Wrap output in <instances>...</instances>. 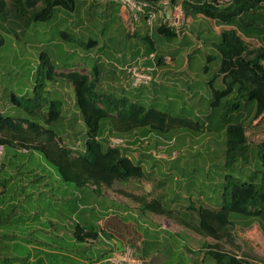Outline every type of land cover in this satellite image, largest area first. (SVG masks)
I'll return each instance as SVG.
<instances>
[{"label":"rangeland","instance_id":"374dc122","mask_svg":"<svg viewBox=\"0 0 264 264\" xmlns=\"http://www.w3.org/2000/svg\"><path fill=\"white\" fill-rule=\"evenodd\" d=\"M182 1H175L177 7H181ZM217 1L223 4L228 0ZM109 6L111 5L99 0H85L84 5L76 8L75 13L58 10L49 23H32L23 31L22 29L17 31V33L22 31V34L9 30L2 32L5 43L0 48V113L17 120L38 122L46 128L43 117H46L49 103L62 101L63 109L66 110L65 121L60 125H52L51 129L63 138L65 145L69 146L70 141H74L76 147L80 150L83 148L86 129L81 119L78 121L73 87L58 76L54 77L53 82L46 84L45 89L41 84L42 77L37 70L39 56L45 52L54 64L56 72L79 70L87 73L94 62L98 61L105 71L116 74L114 81L102 79L100 85L102 91L125 97L129 102H138L147 108H157L174 117L203 122L210 112L211 92L208 81L214 79L218 69V62H212L208 65L207 71L203 70L206 56L215 54L211 43L219 42V33L229 28H218L212 20L199 15L184 17L182 12L183 22L176 30L180 33H177L174 39L161 42L158 35H153L157 46L154 55L163 56L164 59L172 57L173 62L161 67L160 75L158 72L152 73L153 81L150 85L134 89L126 83V76L122 71L125 62L121 54L125 48H132V44L136 42L132 33L128 40L126 35L136 26H145V22L140 21L137 24L131 22L123 8L118 17L120 19H117ZM187 18L193 21L186 24ZM62 31L70 35L69 41L61 38ZM89 39L97 41L95 49L85 50L79 46L81 42ZM248 42L254 48L259 46L255 40ZM45 61L44 64L47 65ZM150 66L154 68L155 65L151 63ZM105 76L108 75L105 73ZM213 88L223 89L220 79L213 81ZM12 94L31 100L42 98L44 105L41 112L30 115L25 110L14 107L11 102ZM251 108L250 105L247 108L242 107L239 112L232 113L231 117L233 119L239 117L241 121L248 123L254 112ZM69 118L73 121V129L66 125ZM216 125L218 121L213 124ZM209 130L203 135L196 136L182 130L174 131L166 137L149 135L140 139L136 147H130L132 151L130 159L134 163H140L145 172L144 183L149 185L145 190L163 198L177 199V207L187 205L216 208L220 204L222 184L228 173L236 179L246 181L251 174L262 170L255 145L264 138V121L256 129L251 130L247 163L238 162L232 171L228 170L223 159L225 144L223 132L212 131V126ZM70 133L73 135L72 139ZM12 154H14L12 146H6L5 155L9 159L5 158V163L9 161L10 165L7 172L0 173V182L13 175L15 171L18 174L15 177L16 184L13 187L5 186V192L0 196V264H34L29 263V255L33 252L38 253V250H31L30 246L42 250L41 264H75L77 259L91 264L88 262L89 256L80 258L79 246L73 239L65 236L56 242L54 235H46L48 230L46 221L48 216L58 215L65 227L75 225L85 213H98L93 212L96 208L89 204L95 201L102 204L104 201L101 200L102 197L89 187L78 189L63 185V202L56 206L54 199L57 196L54 192L51 196L48 189L43 191L37 186L24 187L27 172L32 164L20 168L25 157L17 155V158H13ZM142 155L143 158L138 160ZM130 182L139 185L143 181ZM115 184L118 188L126 185L123 182ZM126 187L130 189L128 185ZM12 209L15 210L14 213ZM73 209L76 210L73 212ZM254 223L255 225L250 226L236 224L234 237L228 242L217 243L249 264H264V232L261 224ZM190 234L195 239H187V264H214L209 255L201 261V255L192 252L191 249H197L204 243L215 244L216 241L212 238L198 237L192 232ZM51 246L54 248L52 251L54 254L50 253ZM95 246L104 250L103 244L99 245V242L93 247ZM123 246L129 245L122 244ZM55 249L58 255H55ZM60 252H63V256ZM105 263L106 259L103 258L92 262Z\"/></svg>","mask_w":264,"mask_h":264},{"label":"trees","instance_id":"16d2710c","mask_svg":"<svg viewBox=\"0 0 264 264\" xmlns=\"http://www.w3.org/2000/svg\"><path fill=\"white\" fill-rule=\"evenodd\" d=\"M84 1L0 0V48L5 43L2 32L9 30L17 33L32 23H49L58 10L75 13L76 8L84 5ZM99 1L111 5L109 7L115 13L114 17L120 19L119 4ZM136 1L157 6L162 0ZM175 1L177 0H171V6L178 5ZM180 6L184 17L199 15L212 20L218 27L229 28L219 33V42L211 43L215 54L206 56L203 70L207 71L208 65L212 62H218V69L214 79L208 81L211 88L210 112L203 122L174 117L157 108H147L138 102H129L125 97L102 91L100 89L102 79L109 80L115 73L105 71L98 61L94 62L87 73L79 70L56 72L50 58L42 52L37 73L41 74L43 88L53 82L56 76L69 82L73 87L78 121L81 119L86 129L84 146L81 150H73L63 143V138L55 130L51 129L52 125H60L65 121L66 110L63 109L62 101L49 103L46 117H43L46 128L38 122L17 120L0 113V144L39 154L44 164L55 172L64 186H74L78 189L89 187L99 196L102 190L112 189L115 183L145 181L142 166L140 163H134L129 155L132 152L130 147L139 144L140 139L149 135L166 137L179 130L201 135L210 131L209 127L212 126V131L224 134L222 154L228 170L232 171L238 162L247 163L251 130L256 129L264 121V0H228L223 4L217 0H183ZM155 14L152 28L146 24L147 17L140 16V21L145 22L143 27L146 31L141 33L135 28L126 35L128 40L132 33L136 42L132 44V48H125L121 54L124 66L141 56L149 58L154 55L157 47L153 39L154 34L159 36V41L166 42L174 39L179 33L160 24L158 13ZM22 31L17 34H22ZM60 36L64 41L70 40V35L64 31L60 32ZM246 40H255L259 46L254 48ZM96 45L97 41L91 39L79 44L85 50H93ZM44 60L47 65L44 64ZM165 60L163 56L156 57V65L159 67ZM104 72L108 76H105ZM215 79H220L222 90L212 87ZM39 86L41 85H36ZM11 102L14 107L23 109L30 115L40 113L44 105L42 98L31 100L19 98L14 94L11 95ZM249 105L254 112L248 123H244L239 117L235 119L231 117L232 113H237L242 107L247 108ZM216 121L218 125L213 126ZM66 125L73 129L71 118ZM112 137L122 139L126 146L111 148L108 140ZM255 148L261 171L254 172L246 181L236 179L228 173L224 177L220 204L216 208L187 207L188 212L194 215V222L197 220L194 224L190 220L187 228L200 237L216 241L215 245L201 247V251L205 253L203 255H209L214 264H249L236 254L223 251L221 245L217 243L230 241L234 237L236 224L250 226L258 222L264 232V138L255 145ZM142 158L143 155L139 160ZM1 181L0 196L5 192L6 186V180ZM117 193L140 204L143 211L153 212L180 223L178 210L165 208L160 199L148 200L147 196L123 193L119 190ZM14 211L12 209V213ZM100 232L96 225L89 229L76 225L72 235L74 242L84 253L88 247L98 242L100 236H103ZM103 237L101 241L104 243V250H101L99 258L107 260L114 247L121 249L122 246L115 240L107 239V235ZM90 260L89 263L92 264L93 261ZM76 262L75 264H87Z\"/></svg>","mask_w":264,"mask_h":264},{"label":"crops","instance_id":"0c3cea01","mask_svg":"<svg viewBox=\"0 0 264 264\" xmlns=\"http://www.w3.org/2000/svg\"><path fill=\"white\" fill-rule=\"evenodd\" d=\"M121 11L122 8H119V16L121 14ZM189 18L186 19V24H189L193 21ZM136 29L141 33H143L145 30L143 26H136ZM165 58L166 60L163 61V63L158 67L156 65V57L154 55H151L150 61L149 63H147V66H150L151 63H154L155 66L153 69L154 71L157 70L156 72H158V75H160V68L173 62L172 57ZM167 60L171 61L167 62ZM115 79L116 74L109 77V80L114 81ZM209 89L211 92L210 87ZM72 136L73 135L71 134V139ZM68 145L73 150H80L79 147H76L74 141H70ZM12 148L14 150V154H12L13 158H17V155H23L25 157V160H23V162L21 163L20 168L28 167V165L32 164V167L27 172L28 177L26 178L24 187L37 186L38 188H42L43 191L48 189L51 196L54 194L57 196L54 199V201L56 202V206L58 205V203L62 204V193L64 194L63 183L56 176L55 172L44 164V162L41 160L40 155L23 148ZM5 158L9 159L4 154V157L0 162V173L4 171L7 172L9 169L10 162L8 161L5 163ZM17 174V171H15L13 175H9L7 179H4L6 180V186L13 187L16 184L17 180L15 179V177L17 176ZM131 183L132 182L129 181L126 183L125 186L122 185L119 188L114 186L112 189L102 190L100 197H102V201L104 200L103 203L98 204L97 201H95V203L89 204V206L94 205L96 209L93 212L98 213H85V215L81 216L78 221H76L75 225L65 227L62 218L60 217L59 219L58 215L48 216V220L46 221L48 230L45 234H51L52 236L54 235L56 237L57 242L59 239L62 240L65 236H67L69 239H73L72 233L76 225H78L79 228L88 229L91 228L93 225H96V227L99 228V230L101 231L100 233H102V235L108 236L107 239L115 241L118 240L117 242L120 246H122V244H127L131 246L134 249L136 256L143 259L145 261V264H181V262L183 261H185V264H187V239H195V237L193 238V236L190 234L192 231L187 228V223L190 220H192L193 224L197 221L195 219L194 222V215H191L187 211V205L177 207L178 201L171 198H163L158 194H152L150 191L145 190V188L149 186L146 185L147 183L141 182L142 184L139 185ZM127 185L130 187V189L126 187ZM53 187H55L54 190ZM59 188H61V190H59ZM131 188L133 190H131ZM117 190L123 193H133L140 196L144 195L147 196L148 200L160 199L165 208L178 210L180 223H177L173 219H169L165 216L153 212L143 211V208L140 204L133 202L130 198L126 196H123L121 194L119 195L117 193ZM16 192L17 190H15V193ZM75 210L76 209H73V212ZM101 215H103V217H101ZM193 234L196 235L195 233ZM102 239H104V237L100 236L98 240L99 245L104 244L101 241ZM212 245L215 244L204 243L197 249H191V251L199 253L201 255L200 260L203 261L205 255L202 254L201 247L203 246L204 248H206L207 246ZM93 246L88 247L87 251L84 253H82L81 248H79L78 252L81 255L80 258L84 259L89 256L88 262L90 258H92L90 261L97 260L101 254L99 251L101 249L100 247ZM29 249L38 250V253L33 252L32 255H29V263L41 264L43 259L42 250L33 248L31 246L29 247ZM53 249V246H51V254H54L52 252ZM222 250L231 253L225 248H222ZM55 251V255H58L59 253L57 249H55ZM61 251H63L62 248ZM60 255L63 256V252H60ZM77 260L79 262H83L82 260Z\"/></svg>","mask_w":264,"mask_h":264},{"label":"built area","instance_id":"2783aa9c","mask_svg":"<svg viewBox=\"0 0 264 264\" xmlns=\"http://www.w3.org/2000/svg\"><path fill=\"white\" fill-rule=\"evenodd\" d=\"M119 4L121 8L127 11L128 17L131 22L137 23L140 21V16H146V24L152 28L153 22L156 17V12L160 17V24L166 28L178 30L181 26L182 9L181 7L171 6V0H162L157 6L151 5L146 2L136 0H103ZM149 58L142 57L135 61L128 63L122 67V71L126 76V83L131 88H141L151 84L153 81L152 72L153 68L146 65ZM109 146L116 148L123 146L125 143L120 138H109ZM26 152V150H25ZM5 154V146L0 144V162ZM114 247V246H113ZM109 264H144V260L137 257L134 250L129 246H123L121 249L113 248L109 258L106 260Z\"/></svg>","mask_w":264,"mask_h":264}]
</instances>
